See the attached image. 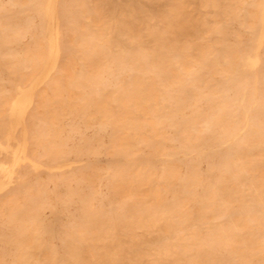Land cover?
I'll use <instances>...</instances> for the list:
<instances>
[{
    "label": "rangeland",
    "instance_id": "obj_1",
    "mask_svg": "<svg viewBox=\"0 0 264 264\" xmlns=\"http://www.w3.org/2000/svg\"><path fill=\"white\" fill-rule=\"evenodd\" d=\"M43 1L0 0V143L6 141L3 130L9 132L10 116L5 114L15 86L28 85L45 64L48 46L42 26ZM106 1L57 0L62 50L47 79L34 89L25 117L27 153L40 162L42 169L30 166L28 161L20 162L11 173L15 180L0 191V264H47L50 256L52 264L68 263L71 255L83 254L85 241L92 243V230L102 224L118 234L125 226L126 215L139 204L158 214L170 210L175 228L185 224V229H196L197 214H218V209L210 207L209 196L214 195V205L219 204V188L226 183L224 174L235 160L237 144L241 145L245 133L259 126L256 123L262 118L260 109L264 105H254L243 113L228 96L241 79L240 59L250 51L249 44L253 46V35L259 30L263 0H217L214 6H197L194 2L206 22L195 34L184 35L183 40L195 48L165 75L151 70L132 72L129 45L117 37V20L122 15L119 9L125 0ZM95 4L96 12L92 10ZM106 6L116 10L102 36L97 30V14ZM163 9L161 1L153 4L155 22V14ZM145 46V42H135L134 50L143 53ZM93 48L102 54L97 57ZM262 52L264 55V45ZM257 90L264 99L261 82ZM134 93L132 108L128 101ZM225 94L227 100L230 98L228 109L225 107L226 127L237 134L234 142H223L207 155L183 156L193 145L205 115ZM244 116L250 124L245 128L239 125ZM189 126L194 130L185 134ZM13 132L19 139L20 128ZM218 136L222 138V134ZM3 152L0 162L7 165L10 154ZM145 157H151V162ZM133 158L152 178L154 199L141 191L143 201L135 203L126 190L121 177L124 173L132 177ZM62 161H69L63 163L71 164L70 168ZM55 163L64 168L55 171ZM44 165L55 170L50 173ZM212 219L208 231L222 217ZM223 248L213 249L209 259L204 255L192 259L197 264H239ZM246 257L241 264H260L257 256Z\"/></svg>",
    "mask_w": 264,
    "mask_h": 264
},
{
    "label": "bare ground",
    "instance_id": "obj_2",
    "mask_svg": "<svg viewBox=\"0 0 264 264\" xmlns=\"http://www.w3.org/2000/svg\"><path fill=\"white\" fill-rule=\"evenodd\" d=\"M158 1L162 2L164 9L159 14H155L154 17L157 20L155 22L152 19V8L153 4ZM43 2V9H40L44 15H42V26L45 29V33H43L46 35V38H43L47 39L48 46L46 47L45 64L44 67L42 65L43 68L39 69L28 85L17 84L15 86L12 84V86L16 87H14L16 90L14 89V97L10 99L12 101L9 103L8 112L6 111L5 114L10 116V124L9 122H5L6 125L9 124V132L7 134L6 131L8 130H3L6 137H4L5 135L1 136L6 138V141L5 143H0V151L9 152L8 154H10L9 164L6 165L4 161L0 162V191L2 192L10 185L9 182L13 179L11 178V173H13L14 167L19 165L20 162L24 163V161H28L26 163H29L34 168L37 166L39 168L40 165V162L32 160L27 153L28 138L25 117L34 98V89L47 79L49 72L56 66L62 50L59 45L60 23L57 16L59 5L56 6L58 2L57 0H44ZM194 2L197 3V6H214L217 0H125V3L119 9L122 15L117 20V37L129 45V61L132 72L139 71L143 74L151 70L155 74L165 75L171 72L174 66L180 64L181 58H187L192 53L195 45L184 41L183 37L185 34H195L197 29L206 22L199 16L197 9L193 6ZM40 5H42V2ZM97 8L96 4L92 6L93 11ZM115 10L112 6H106L104 12L97 14V18L100 21L97 24V30L100 35H105V30L109 28L108 19L113 17ZM258 15H260L258 17L259 28L257 27L259 30H257V34L253 35L255 36L252 39L254 40L252 41V43L254 42L253 46L251 47V44H249L251 52L247 51L248 53L241 57L242 73L241 75L239 74L241 79L235 83L231 95L228 96H232L231 101L234 102L236 108L242 109L243 113H247V110L254 105H264V99L263 97H259L257 90L258 83L260 82L263 84L264 89V72L262 73L261 71V67L264 66V55L262 52L264 45V0L260 6V13ZM214 29L217 30L218 28L214 27ZM135 42H145V47H147L145 52H136L134 50ZM100 52L98 49L93 48V53L97 57L102 54ZM230 54H232L231 51ZM227 99L226 94L220 97L215 108L205 115L204 124L197 128L199 133L194 136L193 145L183 152V156L186 154H193L194 156L207 155L208 152H212L213 149L220 146L223 142L228 143V145L231 144L237 134L226 127L225 109L228 107L230 98L229 100ZM128 105L135 108V93L130 97ZM260 114L262 117L261 122L256 123L257 125L259 124L258 128L255 131L245 133L242 136L241 145L237 144L235 160L232 166L226 169L224 174L226 183L219 188V191H222L219 204L214 205V195L210 194L209 196V205L211 208L218 209V214H208L207 212L197 214L194 217L197 228L189 230L185 229V224L176 226L178 228L173 226L170 210L164 209L158 214L156 210L146 209L145 206L139 204L133 207L126 215L125 226L118 234H114L110 226L108 228L100 224L92 230V234L95 235L92 243L86 241L85 243L82 238L84 242L83 254L71 255L70 262L64 264H197L192 259V256L198 257L204 255L206 259H209L207 256L217 247H224L223 249L228 250L231 254L230 257L238 261L239 264L247 260H245L247 255L250 257L257 256L261 260L260 264H264V108L260 109ZM241 120L242 122L240 121L239 125L243 128L246 125L250 126V124H247L245 116ZM17 128L21 130L19 139L13 135V131ZM193 128V126H189L188 129H184V133L187 134ZM219 133L222 134V138H219ZM10 141L13 142V145ZM4 152L3 154H6ZM145 158L147 160V157ZM111 159L115 160L113 157ZM150 159L152 158L150 157ZM150 159L148 160L150 161ZM72 161H70L71 164ZM137 161L138 159L133 158L132 162L135 170L132 177L127 178L124 173L121 178L125 182L126 190L130 191L129 194L134 197L135 203H140L143 201V195L153 198L155 195L154 191L156 190L152 185V178L149 173L141 170ZM63 162V165L67 162L69 164V161ZM58 163H60V160ZM58 163H55V165H59ZM68 164H66V168H70L71 164ZM51 165L50 167L53 168ZM55 165L54 167H56ZM57 167L58 169H54L55 171L64 168L61 166ZM46 169L51 173L52 169L50 170L49 167ZM141 191L144 192L142 193ZM141 193L143 194L142 196L140 195ZM217 215L222 217V219L214 223L211 230L208 231L210 220ZM178 230H182L183 233L177 234ZM115 232L117 231L115 230ZM71 241L73 243V240ZM92 245H95L97 249H94ZM192 247L195 248L194 252H191ZM26 255L28 256V254ZM50 259L47 264H52V259Z\"/></svg>",
    "mask_w": 264,
    "mask_h": 264
}]
</instances>
